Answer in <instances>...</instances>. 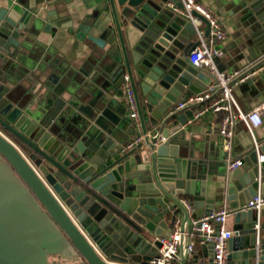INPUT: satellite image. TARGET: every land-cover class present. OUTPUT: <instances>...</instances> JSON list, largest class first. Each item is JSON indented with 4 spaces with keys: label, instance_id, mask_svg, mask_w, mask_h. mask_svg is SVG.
Returning a JSON list of instances; mask_svg holds the SVG:
<instances>
[{
    "label": "water",
    "instance_id": "obj_1",
    "mask_svg": "<svg viewBox=\"0 0 264 264\" xmlns=\"http://www.w3.org/2000/svg\"><path fill=\"white\" fill-rule=\"evenodd\" d=\"M45 1L0 0V127L25 148L0 129V264H49L50 256L72 264H147L178 214L179 230L190 232L183 199L196 217L226 202L238 224L228 264H264V208L243 209L258 190L264 195V160L258 163L245 133V164L220 172L221 187L206 195V168L223 171L222 159L208 161L187 135L194 106L176 109L212 79L187 62L196 31L168 5L182 9L181 1L82 0L73 17L57 9L42 17ZM242 8L247 54L240 59L253 63L231 83L264 65V0H245ZM192 14L209 41V22ZM58 27L89 50L93 69L60 66L43 87L19 95L8 72L25 66L24 49L38 30ZM214 60L222 71L220 57ZM253 74L243 83L250 96L264 83V67ZM127 87L142 134L130 148L125 143L138 128ZM184 243L182 235L171 254L179 264L187 263Z\"/></svg>",
    "mask_w": 264,
    "mask_h": 264
},
{
    "label": "crops",
    "instance_id": "obj_2",
    "mask_svg": "<svg viewBox=\"0 0 264 264\" xmlns=\"http://www.w3.org/2000/svg\"><path fill=\"white\" fill-rule=\"evenodd\" d=\"M206 7L212 10V12L219 18L223 28L226 32L225 40L218 45L221 47L222 55L220 56L219 66L227 74L232 75V81L250 65L253 61L248 62L247 59H240V54H247L243 50L244 35L242 30L241 18L243 17V8L245 0H199ZM82 5V0H51L41 3L38 8L39 15L42 17L46 15V11L58 10V15L61 17L72 15L74 10ZM169 7L172 9L170 3ZM73 17V15H72ZM76 27L77 22H74ZM203 27L206 30L205 25ZM194 43L197 42L196 34L191 39ZM24 50L25 66L21 69L16 68L14 71L8 72V77L13 82L11 85L14 89H17L19 95L22 93L29 94L35 92L40 87H43V83L48 79L49 75L59 69L63 68L83 69L90 72L93 69L91 65L92 58L89 56V50L79 41L75 35L68 34L66 30L58 27L56 32H44L38 30V34L33 38L31 44H26ZM264 65L258 67L249 75L243 77L239 81L232 83V94L236 99L239 109L246 115V119L249 127L254 132L255 137L258 139L261 146L264 145V83L260 81L261 86L257 88V94L250 96V87H244L243 83L250 77L252 73L258 75L263 69ZM205 74L210 75L207 71L203 70ZM16 72V73H15ZM253 74V75H254ZM81 76L80 73H77ZM211 76V75H210ZM205 79L207 77L205 76ZM255 84V83H254ZM262 87V88H261ZM27 92V93H26ZM198 105L192 107L193 115L188 119L184 128L187 129V135L193 136L195 142L194 146L197 150H200L208 161L219 160V164H222V170L216 168H206L205 182L207 186L206 195L214 196L216 189L221 187L223 177L220 176V172L227 170V160H234L237 158L244 159L245 149L244 143L246 142L245 133L249 136L247 125L245 122L240 121L236 124L235 135L230 139L228 147L225 146V139L218 132L219 115L207 111L200 114L195 118L194 114L198 110ZM177 121H172V125ZM1 129V128H0ZM4 133L13 143L17 145L22 151H25L24 145L17 139L8 136ZM260 148V147H259ZM225 153V155H224ZM259 154L264 153L259 149ZM243 160V165H244ZM242 165V167H243ZM240 167V168H242ZM228 207L226 202H215L214 209L221 207ZM193 214H194V208ZM204 214V213H203ZM202 214V215H203ZM178 227L182 220V215L178 214ZM191 223V219H190ZM228 229L234 230L238 227L236 218L234 215H230L226 222ZM192 230V223L190 232ZM184 232L189 233L187 228ZM194 239L196 241L195 251L193 255L189 254L187 257V263L193 262L194 264H209V247L202 246L197 239L189 236L185 237L184 245L188 244ZM51 257L48 258V260ZM53 259V257H52ZM174 264H179L174 260Z\"/></svg>",
    "mask_w": 264,
    "mask_h": 264
},
{
    "label": "built area",
    "instance_id": "obj_3",
    "mask_svg": "<svg viewBox=\"0 0 264 264\" xmlns=\"http://www.w3.org/2000/svg\"><path fill=\"white\" fill-rule=\"evenodd\" d=\"M182 9L170 3L173 10L184 16L195 28L197 36L196 44L191 48L187 55V62L191 66L207 71L212 79L206 88L201 92L194 94L182 102L176 104V109H183L187 106L198 105V110L194 117L197 118L203 112L211 111L219 115L218 132L225 139V146L228 147L230 139L235 135L236 124L240 121L245 122L249 136L252 140L253 148L258 154V163L264 160V155L259 154L260 143L255 137L254 132L248 125L246 115L239 109L236 99L232 94V75L218 69L214 58L222 55L221 47L218 43L225 40L226 32L219 18L199 0H180ZM195 11L209 22V41L204 36L205 28L201 19L192 14ZM218 89V90H217ZM126 99L130 108L129 116L136 122L138 133L125 143V148H130L138 143L142 134L137 120V112L132 92L129 87L126 88ZM243 165V159L237 158L227 160V169L233 170ZM192 223V230L189 233L181 232L178 227V220L172 225L168 237L160 239L162 246L159 249L158 256L152 257L147 264H174L171 254L178 253L179 240L182 235L197 239L202 246L211 247L212 264H228L229 239L234 236V230L226 227V222L234 210L229 207H221L196 217L188 200L183 199ZM264 208V195L258 190L257 194L247 200L243 209L260 210ZM196 241L192 239L185 245L188 255H193ZM188 264H194L189 262Z\"/></svg>",
    "mask_w": 264,
    "mask_h": 264
},
{
    "label": "rangeland",
    "instance_id": "obj_4",
    "mask_svg": "<svg viewBox=\"0 0 264 264\" xmlns=\"http://www.w3.org/2000/svg\"><path fill=\"white\" fill-rule=\"evenodd\" d=\"M1 128V127H0ZM3 130V129H2ZM4 131V130H3ZM5 132V131H4ZM8 134V133H6ZM8 136L10 137H13L11 135L8 134ZM14 138V137H13ZM51 258L49 259V264H72L75 260H72V259H67V258H64L63 256H58V257H55V256H50ZM53 257V259H52Z\"/></svg>",
    "mask_w": 264,
    "mask_h": 264
}]
</instances>
